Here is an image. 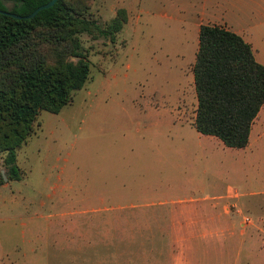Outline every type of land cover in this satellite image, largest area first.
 <instances>
[{"label":"rangeland","instance_id":"rangeland-1","mask_svg":"<svg viewBox=\"0 0 264 264\" xmlns=\"http://www.w3.org/2000/svg\"><path fill=\"white\" fill-rule=\"evenodd\" d=\"M205 1L91 0L99 24L118 8L127 21L113 42L82 36L89 81L17 150L20 178L0 184V264H264V201L240 196L264 189L262 147L192 125ZM245 38L264 63V25Z\"/></svg>","mask_w":264,"mask_h":264},{"label":"trees","instance_id":"trees-1","mask_svg":"<svg viewBox=\"0 0 264 264\" xmlns=\"http://www.w3.org/2000/svg\"><path fill=\"white\" fill-rule=\"evenodd\" d=\"M48 1L0 0V11L24 16ZM90 8L91 0H57L32 18L0 12V156L7 180L20 178L17 150L40 112L58 113L89 81L82 36L113 42L127 21L118 8L99 24ZM192 73L194 128L226 147H246L264 105V65L251 44L222 24H201Z\"/></svg>","mask_w":264,"mask_h":264},{"label":"crops","instance_id":"crops-1","mask_svg":"<svg viewBox=\"0 0 264 264\" xmlns=\"http://www.w3.org/2000/svg\"><path fill=\"white\" fill-rule=\"evenodd\" d=\"M208 1L211 2V5L213 3V6L207 13V19H206L207 23L222 24L226 26L230 30L241 35L245 41L251 44L252 49H253L252 42L245 37L247 33L253 31V28L257 26L259 27L262 24L264 25V0H208ZM243 16L245 17L247 16L252 19L259 18V19H263V21L253 20L252 22V19H251V22H249L248 24L247 23L245 24V22H242L241 24L231 19V18H237V17H243ZM253 51H254L253 53L257 61L261 62L259 58H257L254 49ZM261 63L264 65L263 62ZM258 116H259V113H258ZM253 133H254V142L259 143L258 145L262 147L260 150L264 154V140H263L264 139V126L255 128V121L251 127V131L249 135V142L247 146L244 148H236V149H242L244 152L250 150L252 146ZM240 196L244 197L245 200L249 198L248 199L250 200L249 202L252 204V206H254L255 204H258L259 200L264 201V189L258 190L250 196L245 193H240ZM186 208L188 207L185 205H182L180 207H171L170 211L175 217V214L179 210L180 211L182 209L185 210ZM189 208L193 209L192 206H189Z\"/></svg>","mask_w":264,"mask_h":264},{"label":"water","instance_id":"water-1","mask_svg":"<svg viewBox=\"0 0 264 264\" xmlns=\"http://www.w3.org/2000/svg\"><path fill=\"white\" fill-rule=\"evenodd\" d=\"M56 1H57V0H49L47 3H44V4L40 5V6H38V7H37L36 9H34L30 14H28V15H24V16H22V15H18V14H15V13L4 12V11H0V12L5 13V14H9V15H11V16L14 17V18H25V19H27V18H32V17H34V16H35L40 10L52 6ZM2 174H3V172H2ZM3 178H4V180H6V177H5L4 174H3Z\"/></svg>","mask_w":264,"mask_h":264}]
</instances>
